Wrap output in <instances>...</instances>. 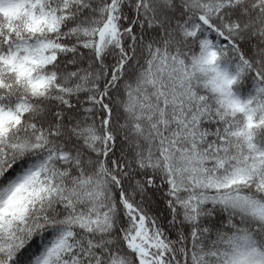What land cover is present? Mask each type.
Instances as JSON below:
<instances>
[{
    "label": "snow or ice",
    "instance_id": "1",
    "mask_svg": "<svg viewBox=\"0 0 264 264\" xmlns=\"http://www.w3.org/2000/svg\"><path fill=\"white\" fill-rule=\"evenodd\" d=\"M0 264H264V0H0Z\"/></svg>",
    "mask_w": 264,
    "mask_h": 264
}]
</instances>
